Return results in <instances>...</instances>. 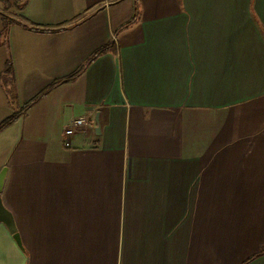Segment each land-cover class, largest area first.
I'll return each instance as SVG.
<instances>
[{"label": "crops", "instance_id": "crops-1", "mask_svg": "<svg viewBox=\"0 0 264 264\" xmlns=\"http://www.w3.org/2000/svg\"><path fill=\"white\" fill-rule=\"evenodd\" d=\"M22 1L0 264H264V0Z\"/></svg>", "mask_w": 264, "mask_h": 264}, {"label": "trees", "instance_id": "trees-1", "mask_svg": "<svg viewBox=\"0 0 264 264\" xmlns=\"http://www.w3.org/2000/svg\"><path fill=\"white\" fill-rule=\"evenodd\" d=\"M2 1L7 6L8 9L13 8L17 11H22L26 5V3L23 2L22 0H13L12 3H10L9 0H2ZM0 17H1V20L3 23L2 33L0 35V45L8 47V35H9L10 27L13 24L22 25V23L14 20L13 18H11L5 14H0ZM140 18H141L140 0H135L134 16L129 23H127L126 25H124L121 28V31L134 26L136 23L139 22ZM22 26L27 28V29L38 31V29L29 27L26 24H23ZM113 48H114V45L110 44L109 46H107V47L101 49L100 51H98L97 53H95L94 56L79 71H77L75 74H73L69 78L54 84L47 92H45L44 94H42L41 96H39L38 98L33 100L28 106H26L24 109H22L20 111L17 110V93H16V87H15V75H14L12 60L9 56V58L6 62L5 70L2 73L0 79H1V85H2V87L6 93L7 98H8L9 104L14 110V114L0 124V133L3 132L6 128L15 124L22 117V115L27 113V111L32 107V105L37 103L41 98H43L47 93H49V91H51L52 89H54L58 85L65 84V83H71V82L75 81L78 77L81 76V74L85 71V69L92 62H94L97 58H99L103 54L113 50ZM263 253H264V250H262L261 254H263ZM247 263L248 262H246L244 264H247Z\"/></svg>", "mask_w": 264, "mask_h": 264}, {"label": "water", "instance_id": "water-1", "mask_svg": "<svg viewBox=\"0 0 264 264\" xmlns=\"http://www.w3.org/2000/svg\"><path fill=\"white\" fill-rule=\"evenodd\" d=\"M3 180H4V172L0 175V193L3 186ZM0 223L4 224L8 228L9 232L13 235L14 239L16 240L18 246L21 248V250H24L20 242L19 234L17 232L13 216L10 212H8L4 208L1 199H0Z\"/></svg>", "mask_w": 264, "mask_h": 264}, {"label": "built area", "instance_id": "built-area-1", "mask_svg": "<svg viewBox=\"0 0 264 264\" xmlns=\"http://www.w3.org/2000/svg\"><path fill=\"white\" fill-rule=\"evenodd\" d=\"M90 116H83L75 119L70 127L66 130L65 136L70 137L76 132L85 134L92 123Z\"/></svg>", "mask_w": 264, "mask_h": 264}, {"label": "rangeland", "instance_id": "rangeland-1", "mask_svg": "<svg viewBox=\"0 0 264 264\" xmlns=\"http://www.w3.org/2000/svg\"><path fill=\"white\" fill-rule=\"evenodd\" d=\"M9 10H12L14 11L15 9H8L7 6L3 3L2 0H0V11H2L1 13H3L4 11H9Z\"/></svg>", "mask_w": 264, "mask_h": 264}]
</instances>
